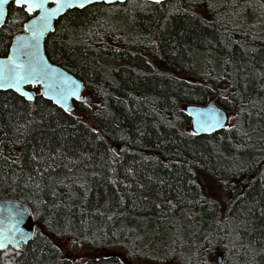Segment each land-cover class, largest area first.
<instances>
[{"label": "trees", "instance_id": "obj_1", "mask_svg": "<svg viewBox=\"0 0 264 264\" xmlns=\"http://www.w3.org/2000/svg\"><path fill=\"white\" fill-rule=\"evenodd\" d=\"M13 9L0 55L26 21ZM45 49L85 86L75 113L38 87L30 102L0 90V199L36 222L0 264H124L105 250L145 257L173 232L188 252L161 260L264 264V0L94 3L59 17ZM211 98L229 122L196 133L185 108ZM61 237L94 253L64 257Z\"/></svg>", "mask_w": 264, "mask_h": 264}, {"label": "snow or ice", "instance_id": "obj_2", "mask_svg": "<svg viewBox=\"0 0 264 264\" xmlns=\"http://www.w3.org/2000/svg\"><path fill=\"white\" fill-rule=\"evenodd\" d=\"M10 2L14 5L13 10L22 13L26 21L23 24V34L16 37L15 44L4 53L5 58L0 59V90L11 89L30 102L35 99V96L25 91V86L39 85L44 89L38 93L39 95L53 100L63 107L65 112H68L69 109L65 105L69 95L77 99L79 95L76 91H69L64 87L67 77L63 80L51 79L50 66L39 55L40 40L46 32L52 30L51 25L54 20L63 16L68 10L86 8L92 0H0V26L4 24L5 5ZM107 2L111 3L112 0H107ZM155 2L159 4L161 0H155ZM74 86L79 88V84L75 82ZM193 111L201 113L204 110L194 109ZM193 123L209 130H215L218 127H225L226 119L217 109L210 107L206 118L198 116ZM195 134L194 132L193 135ZM26 213L27 209L22 205L14 208L13 215L16 223L12 229L0 228V252L6 251L9 247H15L19 251L18 237H23L19 224Z\"/></svg>", "mask_w": 264, "mask_h": 264}, {"label": "water", "instance_id": "obj_3", "mask_svg": "<svg viewBox=\"0 0 264 264\" xmlns=\"http://www.w3.org/2000/svg\"><path fill=\"white\" fill-rule=\"evenodd\" d=\"M125 1L126 0H112V2L109 3V2H107V0H92V2L89 3L88 5L94 4V3H107V4H112V3H116V2H120L121 3V2H125ZM148 1L155 2V0H148ZM163 1H165V0H161V2H163ZM10 4H11V2L8 5H5V13H6V15L3 18L4 19V24H5L6 19H7L8 6ZM58 19H59V17L56 20L53 21V23L51 25V29L52 30L46 32L45 35L41 38V40H40L39 55L41 57H43L44 60L47 62V64L50 66L49 76L51 77V79L52 80H63L65 77H67V82L65 83L64 87L67 90H69V91H76L78 93L79 99H80L81 98V95L83 93V90H84V86H85L84 82L80 78H78L77 76H75L73 73L69 72L64 67H62V66H60V65H58L56 63L51 62L50 59L47 56V53H46V49H45V41H46V38H47V36H48V34L50 32L54 31V29H55V22ZM2 26H0V28ZM21 34H23V30L22 31H19L18 33H16L13 36L12 42H11V45H10V48L15 44L16 37L18 35H21ZM4 58H5L4 55H0V59H4ZM74 82H75V84H79V88H75ZM36 87H38L39 92L44 91V89L40 88L39 85H37ZM9 90H11V89H9ZM24 90L25 91H28L29 93H31L34 96H36V93L37 92H36V90H34L32 88L31 85L25 86ZM49 95H53V93H49ZM45 98H47V97H45ZM79 99H77V98L69 95L65 106L68 107V109H69L70 112H74L75 111V104L74 103L76 101H78ZM50 101L54 102L53 100H50ZM55 104L57 106L61 107L59 104H57V103H55ZM210 107H214L215 109H217L222 114V116L225 117V119H226V125L228 124L229 117H230L229 112L225 108H223L216 101L215 98H211L205 104H190V105H187L186 108H185L187 114L191 118L192 128H193V130L196 133H199V134H207V133H210V132L220 131V130H222L224 128V127H218L215 130H209L206 127H201V126L196 125V124L193 123V121L196 120L198 118V116L199 117H202V118H206L207 117V110ZM61 108L64 109L63 107H61ZM194 109H201V110H204V111L201 112V113H196V112L193 111ZM21 205L25 209H27V213L25 214L22 222H20V224H19V229H21L22 230V233H23V237L22 238L18 237V240H19V248H21L25 243H28L32 239V237H33V234H34V222H35L34 221V217H33V213L31 211L30 206L27 203H25L24 201H21V200H18V199H0V228H4L6 230L12 229V226L16 223V218L13 215V210H14V208L19 207ZM220 259H221V257H219V262H220Z\"/></svg>", "mask_w": 264, "mask_h": 264}, {"label": "rangeland", "instance_id": "obj_4", "mask_svg": "<svg viewBox=\"0 0 264 264\" xmlns=\"http://www.w3.org/2000/svg\"><path fill=\"white\" fill-rule=\"evenodd\" d=\"M81 116H83V114H81ZM203 183H204V186H206V190L210 198L219 196L217 193L215 181L209 175L203 176ZM221 203L224 204L223 202ZM35 224L36 222H34V227H35ZM178 237H179V234H176L175 232L164 236L159 242V244L162 245L161 246L162 249L164 250H155L157 246L156 244L155 246L152 247L153 252H148L146 253L145 257L140 256L141 258L140 257L131 258V256L129 257L128 253H126L123 249H119V248H116V249L111 248V249L105 250V252L106 253H111V252L118 253V255H120V258L124 264H177L175 261L161 260V259H165L166 255L170 257H174L177 252L184 253L185 255L187 254L188 250L184 248L187 242L185 241L182 244L177 242ZM57 243L64 257L73 258L77 262L85 260L86 257L94 253L93 250L89 249L85 245H81L78 248H74L73 240L68 237L59 238ZM219 257H221L220 262H219ZM216 258L218 259L219 263H222L221 254H216Z\"/></svg>", "mask_w": 264, "mask_h": 264}]
</instances>
